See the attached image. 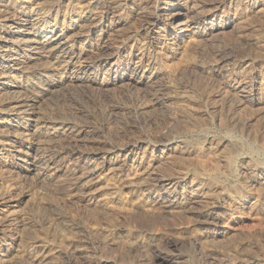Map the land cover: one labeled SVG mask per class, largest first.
I'll use <instances>...</instances> for the list:
<instances>
[{"label": "rangeland", "instance_id": "rangeland-1", "mask_svg": "<svg viewBox=\"0 0 264 264\" xmlns=\"http://www.w3.org/2000/svg\"><path fill=\"white\" fill-rule=\"evenodd\" d=\"M66 1L61 0L60 5ZM151 1L98 0L99 11L111 6V13L106 14L104 18L115 21L108 36L107 50L112 54L111 61L138 60L141 67L147 70L152 66L154 54L160 56L168 51L172 56L167 65H171L165 67L170 75L167 74L168 77L164 80H157L154 83L157 86L153 84L150 88L131 89L122 82L123 80H118L119 88L113 92L99 91L92 87H67L63 88L65 91L61 89L63 94L60 91L59 94L53 95L54 98L46 100L42 104L43 112L40 110L37 120L42 128L63 120L83 129L84 135L75 140L69 136H59L56 139L44 135L35 137L34 142L38 139L39 147H42L40 151L44 152L42 153L46 158L53 159L59 168L53 173L54 176L49 178L26 175L15 166L0 162V203H7V200L12 204L10 209L8 208L11 210L10 217L17 215L19 220L24 219V227L27 230H24V237H27V240L24 238V243L26 246L32 245L37 252L43 249V255L45 254L48 260L46 264H156V261L157 264H219L220 261L221 264H243V261L247 260L246 264L248 261L255 262L256 259L261 260L259 264H264V193L263 184L257 182L258 178L264 176V0H186L191 10H194L191 14L194 17L202 11H208L207 13L212 15L230 14L236 24L231 23L215 30L212 35H207V38L194 37L196 39L192 42L186 39L182 42L172 34L159 40L153 39L155 26L146 21L147 15L153 11L154 2ZM198 9L201 10L197 14L195 10ZM159 17H166V13L161 12ZM5 23L6 21H2L3 25ZM183 46L187 48L181 50ZM189 56L190 59H186ZM196 59L200 60V64ZM169 68L173 69L172 73ZM244 73L248 77L243 75ZM245 77L249 81L258 79L262 84L253 98H244L237 89V84L240 80H245ZM135 104L142 107L140 116L134 111ZM52 112L55 117H52ZM45 138L49 140L44 141ZM143 138H151L152 143L161 140L173 142V145L164 148V151L153 149L144 152L145 163H150L153 170L151 179H147L140 189L145 197L130 192L125 178L118 176L108 177L111 190L104 188V184L88 187L77 180L79 161L84 155L105 148L112 150L116 147H128ZM3 144H6L4 140L0 148L4 147ZM143 146L145 145H142L141 151ZM64 167L66 170H62ZM74 179L77 181L74 182ZM168 181L178 182L179 186L174 189ZM255 184H258V188ZM191 187H196L192 200L182 194V189L190 190ZM247 187H250L248 190L252 192L248 195L249 206L247 204V207L231 211L234 205L241 203L243 196L236 198L237 193L243 189L247 190ZM165 191L177 195L181 192L178 202L170 207L171 209L160 205L157 200ZM115 194L119 196L120 201L114 199ZM252 200L255 204H250ZM216 202L220 207L217 215L213 212L212 215L215 216L207 219L205 211L216 205ZM37 205L45 206L40 208ZM50 206L57 210L51 209ZM12 207L17 208L16 211ZM48 210L49 212H46ZM50 211L54 212L52 216ZM19 212L21 213L17 214ZM50 219L54 221L50 222ZM2 222L6 226L9 225L13 237L12 222L8 224L7 219ZM38 225L47 230L38 228ZM30 231H33V234ZM57 231L59 233H56ZM39 234L41 238L44 237L41 239ZM27 235H31L30 242ZM32 235L39 240L34 241ZM204 236H207V240ZM204 244H207L209 249ZM134 246L141 250L133 251ZM138 256L141 258L138 259Z\"/></svg>", "mask_w": 264, "mask_h": 264}, {"label": "bare ground", "instance_id": "bare-ground-1", "mask_svg": "<svg viewBox=\"0 0 264 264\" xmlns=\"http://www.w3.org/2000/svg\"><path fill=\"white\" fill-rule=\"evenodd\" d=\"M152 1L154 2V5L152 3V5H153L152 10L153 11L150 14H148V12H147L148 15L146 17V21L149 23H152L155 26V28L153 30V39H155V40H159L160 38H163L169 34H172L173 36H175L177 39L181 40L182 42L184 39H186L189 42H192V40L196 39V38L194 39V37L198 36V38H199V36H205L206 37L207 35H212L211 33L213 31L222 29V27L229 25V24L233 23V21H235L230 14L212 15L210 13H207L208 11L207 12L202 11V13H200L198 16L194 17L193 15H191L194 12V10H191L190 6L186 3L187 2L186 0H152ZM60 3H61V0H0V144L3 140L6 142L5 145L3 144L4 147L2 146V148H0V162L15 166L16 168H18L20 171H22L26 175L32 174V175L38 176L39 178H41V176L49 178L53 175V173H55V171H58L59 168L57 167V165L55 164L53 159L46 158L45 154H43L44 152L40 151V148L42 150V147H39V144L37 142L38 139L36 140L37 143L34 142V139L37 135H44L45 137H49V138L54 137L55 139H56V137H59V136H69V137H73L74 140L77 138L81 139L84 135L83 129L78 128V126L77 127L74 126V123L72 124V122L70 123L69 121H63L62 120L60 122H56L55 124H52L51 126L49 125L46 128L45 127L42 128L40 126L41 124L39 125L37 120L39 118L38 115L40 114V110L42 111L41 108L44 107V106L42 107V104L44 102H46V100H48L50 98H54L53 95L59 94L60 91L63 94V91L61 89L67 88V87H74V88L75 87H78V88L79 87H84V88L85 87H92V88L97 89L99 91H111L112 90V92H113V90H115L116 88H119L118 80H123L122 82H124V84L131 89H136V88L141 89V88H146V87L150 88V86H152L157 80H164V78H166V76L168 77V75H170L167 71L168 70L167 67H165V66H168L169 64L171 65V63H169L167 65V62L169 60H171L170 58L172 56V55H169L168 51H165L160 56H158L157 53L154 54V56L152 57V62H151L152 66L150 65L151 67L149 66L150 69H148V70L144 67H141V64L137 62L138 60L134 61L133 59H128L127 61L120 62L116 59L115 60L112 59V61H111V58H112L111 55L112 54L108 53V50H107L108 40H109L108 36H109V33L112 32L111 26L113 24H115L114 23L115 21L112 22L111 18L110 19L104 18V16L106 14L111 13V8H110L111 6H109L108 8H104L103 10L99 11L98 7H97L98 0H67L66 3L65 2L63 3V5H60ZM63 6L65 8H63ZM143 8H144V6H143ZM150 8H152V7H150ZM195 8H197V7H195ZM200 8H201V6H200ZM201 9H198L197 11L195 10V12H197V14H198L199 13L198 11ZM212 10H213V8H212ZM214 11H215V9H214ZM161 12L166 13V17H164V18L159 17ZM2 21H6V23L3 25ZM233 24H235V22ZM219 32L220 31H218V33ZM214 35H216V33ZM210 38H211V36H210ZM213 38H214V36H213ZM198 40H196V41H198ZM185 44H183V45H185ZM180 46H179V48H180ZM186 46H189L188 43L186 44ZM186 46H183L181 50H183L184 47L187 48ZM152 50H154V49H152ZM155 51L157 52V50H154V52ZM184 52L186 54V51H184ZM179 54H180V52H179ZM179 54H178V56H179ZM188 54H190V53H188ZM222 54H221V56H222ZM190 55H192V54H190ZM183 56H184V54H183ZM179 57H181V56H179ZM193 57H195V56H193ZM193 57H191V58H193ZM186 59H190V56H189V58H186ZM220 59H221V57H220ZM196 60H198V59H196ZM219 60H217V61H219ZM193 61H195V60H193ZM222 61H223V58H222ZM181 62H183V61H181ZM190 62H192V61L190 60ZM222 63H224V62H222ZM195 64H197V63H195ZM198 64H200V60H198ZM263 67H264V65H263ZM169 70L172 73L173 69L169 68ZM254 70H255V68H254ZM174 72H175V70H174ZM256 72L258 73V71H256ZM262 72H263V70H262ZM245 73L243 75H245ZM197 74H199V73H197ZM245 76H247V75H245ZM260 77L262 78V76H260ZM242 78H243V76H242ZM262 79H260V80H262ZM159 83H157V84H159ZM120 85H122V84H120ZM154 85H156V84H154ZM237 85H238L237 86L238 91L243 94L244 98H253V96L257 94V91L262 84L258 79H251L249 81L245 77V80H243V79H242V81L240 80L239 84H237ZM200 87H202V86H200ZM232 88H235V87H232ZM144 90L142 89V91H144ZM150 91H152V90H150ZM154 92H152V93H154ZM55 97L58 98L57 95ZM154 97L156 98L155 95H154ZM240 97H242V96H240ZM156 100H157V98H156ZM49 104H50V102H49ZM136 105L137 104L134 105V108H135L134 111L136 112V114H139V116H140L142 114V107L136 106ZM258 107H259V105H258ZM261 107H263V105H261ZM52 115H54V113ZM237 115H240V114H237ZM52 117H55V115ZM59 118L60 117L58 116L57 119L59 120ZM240 118H242V117H240ZM51 120H52V118H51ZM70 121H71V119H70ZM42 124L44 125V123H42ZM79 127H81V126H79ZM107 130H108V128H107ZM54 138H51V139H54ZM171 138L173 139V137H171ZM47 139L48 138H45L43 140L46 141ZM65 139H67V138H65ZM150 139L149 138H147V139L143 138L142 140H139L136 143L128 145V147H125V146L116 147L112 150H111V148H105L102 151L99 150L98 152H94L90 155H86V156L84 155L81 158V160L79 161L80 168L78 171L79 174H77L78 175L77 180H79L83 184H87L88 187H89V185H93L94 187H96L100 184H104L103 185L104 188H108L111 190V188L109 187L110 182L108 180L110 178H108V177L114 175L115 178H116V176L121 177V179L125 178L124 179L125 183L127 182L128 187H130V192L132 191L133 193H136V195H139V197H145V196H143V193L141 192L142 190H140V189H141V186L146 184L147 179H149V178L151 179V175L153 174V172H152L153 170H152L150 163H147V162L145 163L144 152L146 150L148 151V150H153V149H161L162 151H164V148H169L173 145L172 144L173 142L169 141V140L168 141H162V140L161 141H154V143H152ZM57 140H58V138H57ZM39 142H40V140H39ZM41 142H42V140H41ZM217 142H218V140H217ZM142 145H145V146H143L144 148L141 151ZM29 151H30V153H29ZM85 154H87V153H85ZM46 155H48V153ZM52 156H54V155H52ZM55 161L57 162V160H55ZM76 161H78V159ZM230 161H231V158H230ZM216 163H217V161H216ZM60 165H61V163H60ZM61 166H63V165H61ZM70 169H72V168H70ZM70 169H67V170H70ZM62 170H66L65 167ZM72 172H74V171H72ZM59 175H60V173H59ZM56 176H58V175H56ZM46 178H43V179H46ZM75 180L76 179H74V182H75ZM149 181H148V183H149ZM257 182H259L260 184L261 183L263 184V186L260 185V188L262 186V192L264 193V176L258 178ZM168 183L174 189L179 186L178 182L168 181ZM122 185H124V184H122ZM196 185H197V183H196ZM256 186H255V188H256ZM243 188H244V186H243ZM249 188L247 187V190L243 189V191L239 190L240 193H237L236 198L243 196V197H241L242 198L241 203L238 206L234 205L233 208L231 209V211L235 212L239 208L247 207V204L249 202L248 195L252 193L250 190H248ZM257 188H258V186H257ZM116 191H118V190H116ZM195 191H196V187L195 188L191 187L190 190L182 189V194L186 198L190 197V199L192 200L194 195L196 194ZM252 191H254V190L252 189ZM34 192H36V191H34ZM256 192H258V190ZM180 193L181 192H179V195H180ZM109 194H110V192H109ZM179 195H177V193H173V192L168 193L167 191H165V193L160 194L158 196L157 200H158L160 205L164 206L165 208H170V207L176 205L175 203L178 202L177 200H178ZM262 195L264 196V194H262ZM9 199L11 200V198H9ZM114 199L117 201H120V198L117 194H115ZM254 200H255V198H254ZM261 200L262 199H260V201ZM33 201L31 200V202H33ZM4 202L5 201L0 203V264H31V263H35V262L38 264H46L45 262L48 260H46L45 254L43 255V249L42 250L40 249L41 251L37 252V250H35L33 247H31L32 245L26 246L27 244L25 245V243H24V238H25L24 233L26 236V232H27V230L24 227V221H23L24 219L19 220L20 218L18 219V217H16L17 216L16 214H15L16 215L15 217H13V216H12L13 218L10 217L9 211H11V210H9L10 209L9 207H11L12 204H9L7 200H6L7 203H4ZM243 202H246V203L243 204ZM121 203H122V201H121ZM251 203L255 204L253 200H252V202H250V204ZM256 203H258V202H256ZM210 204H213V203H210ZM27 205H31V204H27ZM34 205L36 206V204H34ZM37 206H39V205H37ZM52 206H54V205H52ZM209 206H211V205H209ZM248 206H249V204H248ZM29 207H31V206H29ZM41 207H42V205H41ZM16 209H14V210L16 211ZM26 209H27V207H26ZM36 209H37V207H36ZM48 209H49V207H48ZM51 209H54V208L51 207ZM170 209H168V210H170ZM219 209H220V207H219V205H217V202H216V205H214L211 209H207L205 211V213H204L205 217L207 219H209L208 217L215 216V215H212L213 212L216 213L219 211ZM14 210H12V212ZM38 210H40V209L38 208ZM43 210H41V211H43ZM54 210H57V209H54ZM29 211H30V209H29ZM34 211H35V209H34ZM53 211H50L51 212L50 215L52 214ZM222 211H223V208H222ZM21 212H23V211H21ZM21 212H19L17 214H20ZM39 212H36V214ZM46 212H49V210ZM42 213H40V214H42ZM56 213H58V212H56ZM56 213H55V215H56ZM32 214H34V213H32ZM44 214H45V211H44ZM23 215H24V213H23ZM216 215H217V213H216ZM39 216H41V215H39ZM60 217H62V216H60ZM45 218H47V217H45ZM5 219H7L9 221L8 224H10V222H12V225H13L12 231L14 232L13 237H11V232H10L11 228L9 229V227H8L9 225L6 226L2 222ZM32 219H34V218H32ZM51 220L52 219H50V222L54 221V220L53 221H51ZM55 220H57V219H55ZM60 220L62 221V219H60ZM36 221H38L37 218H36ZM36 221H35V223H36ZM70 221H72V220L70 219ZM210 221H213V220H210ZM33 222L34 221H32V223ZM73 222H74V220H73ZM198 222H199V220H198ZM64 223H68V222H64ZM214 224H215V221H214ZM55 225H56V223H55ZM62 225L63 224H61V226ZM65 225H67V224H65ZM38 226H40V225H38ZM61 226H60V229L62 228ZM68 226L70 227V225H68ZM32 227H34V225ZM52 227H53V225H52ZM38 228H43V227L40 226ZM49 228L50 227H48V229ZM43 229H41V230H43ZM24 230L26 232H24ZM44 230L46 231L47 229H44ZM44 230H43V232H45ZM50 230L53 231L54 229H50ZM62 230H64V229H62ZM31 232L33 234V231H30V233ZM37 232H39V231H37ZM37 232H35V233H37ZM56 233H59V232L57 231ZM27 236H28V240H29L28 242H30L29 237H31V235H27ZM36 236H38V235H36ZM32 237H33V235H32ZM206 237L204 236L205 239H206ZM40 238H41V235H40ZM37 239H38V237H37ZM37 239L34 238L33 240L35 241ZM134 239H137V238H134ZM138 239H139V237H138ZM202 239H200V240H202ZM33 240H31V241H33ZM128 242H131V241H128ZM142 242H143V240H142ZM128 245H130V244H128ZM204 245L206 246L207 244H204ZM45 246H46V244H45ZM132 246L133 245H131V247ZM137 246H139V245H137ZM205 246H203V247L204 248L207 247L209 249L208 245L206 247ZM137 248H139V247L134 246L132 250L137 251V252L141 250V248L139 250H137ZM244 249H245V246H244ZM260 249H262V248H260ZM215 251H218V250L215 249ZM257 251H259V248ZM262 251H264V250H262ZM258 253H260V252H258ZM138 255H140V252ZM141 256H143V255H141ZM197 256L200 257V255H198V254H197ZM259 256L261 257V255H259ZM139 258H141V257L138 256V259ZM196 259L198 260V257ZM197 260H195V261H197ZM230 261L233 262V260H230ZM245 261H247V260H244L243 264H245ZM260 261L261 260L256 259L255 262L254 261H248V262H246V264H259ZM153 262H155V261H153ZM200 262H198V263H200ZM155 263L157 264V261ZM203 263H205V262H203ZM219 264H221V261L219 262ZM227 264H228V262H227Z\"/></svg>", "mask_w": 264, "mask_h": 264}]
</instances>
